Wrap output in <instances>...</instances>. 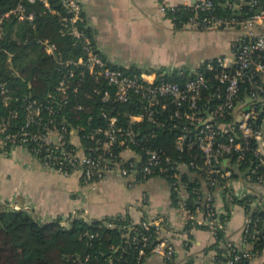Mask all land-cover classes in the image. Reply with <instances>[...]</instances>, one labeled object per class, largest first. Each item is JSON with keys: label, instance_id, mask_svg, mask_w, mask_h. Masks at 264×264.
<instances>
[{"label": "built area", "instance_id": "built-area-1", "mask_svg": "<svg viewBox=\"0 0 264 264\" xmlns=\"http://www.w3.org/2000/svg\"><path fill=\"white\" fill-rule=\"evenodd\" d=\"M25 1L28 4L20 3L7 12L0 11V49L8 20L14 18L19 23L36 25L37 14L30 10L29 4L34 5L37 0ZM39 1L51 14L61 16L60 34L71 38L80 54L65 60L56 44L39 40L46 55L59 64L58 84L44 100L17 99L26 123L14 132H10L6 121L0 123V155L22 148L41 168L63 175L78 174L88 186L110 175L127 180L130 186L144 183L152 175H174L180 184L173 185V191L179 197L178 209L186 216L187 225L204 227L211 233L214 244L218 243V231L226 227L222 221L225 213L216 206L215 188L221 179L230 178L238 171V165L249 153L264 163V0L234 5L235 10L245 5L255 11L244 19L201 20L197 14L189 27L205 31L238 29L242 36L231 56L206 61L192 71L179 70L180 82L167 81L169 71L140 70L130 75L111 65L89 36L81 0H61L64 15L52 8L49 0ZM157 1L164 14L173 8L165 0ZM200 2L197 9L213 8L212 0ZM0 95L9 106L12 98L6 84H0ZM94 99L102 104L103 123L94 124L90 116L87 126H75L70 113L87 112L88 104L82 100ZM132 102L135 108L127 114V126L120 125L119 113L112 106ZM164 131L176 135V150L183 155L191 154L190 160L182 157L176 160L156 146ZM184 169L208 175L205 185L200 183L204 188L195 190L203 191L204 201L203 208H197L194 213L188 207L190 196L183 197ZM245 175L249 181H264L263 177L255 178L259 175L257 168ZM247 196L245 192L234 195L239 199ZM250 224L248 220L244 235L250 232ZM161 226L153 219L128 227L125 245L138 251V264H144L147 249L150 257H160L166 264H179L175 247L162 237ZM140 228L146 232L155 228L157 242L151 245L153 236ZM232 253L233 259L228 264H242L255 256L247 251L238 253L236 249ZM216 255L215 252L211 264H219Z\"/></svg>", "mask_w": 264, "mask_h": 264}, {"label": "crops", "instance_id": "crops-1", "mask_svg": "<svg viewBox=\"0 0 264 264\" xmlns=\"http://www.w3.org/2000/svg\"><path fill=\"white\" fill-rule=\"evenodd\" d=\"M81 1L98 49L109 62L125 68L169 71L170 74L192 71L206 61L231 56L242 36L238 29L200 31L187 27L178 31L160 11L157 0ZM165 1L170 7H178L198 0ZM188 56L192 57L189 62ZM184 170L190 180L200 179L205 185L199 173ZM234 175L226 184L227 190L215 191L217 208L226 213V205L234 195L245 192L256 198L253 208L264 210V181H249L238 171ZM183 190V197L189 198L185 187ZM4 205L12 210L33 212L44 224L57 217L77 216L87 221L123 217L133 223L154 219L162 225V237L168 238L175 247L179 264H211L215 257L211 233L201 226L188 227L186 216L173 203L171 183L162 176L130 186L127 180L110 175L88 186L78 174L63 175L41 168L24 149L17 148L0 155V206ZM230 211L227 239L243 250H251L253 246L246 243L244 235L250 216L237 204H230ZM144 264L166 263L160 257L151 256ZM250 264H264V251Z\"/></svg>", "mask_w": 264, "mask_h": 264}, {"label": "trees", "instance_id": "trees-1", "mask_svg": "<svg viewBox=\"0 0 264 264\" xmlns=\"http://www.w3.org/2000/svg\"><path fill=\"white\" fill-rule=\"evenodd\" d=\"M52 8L57 9L62 15L64 10L61 7V0H49ZM213 8L208 11L197 9L196 6L201 4L198 0L195 4L186 6L181 5L167 10L166 16L169 18L178 31L189 27L197 14L202 19H224L232 18L244 19L255 14V11L245 5L242 9L235 10L234 5L240 4L237 0H212ZM20 3L28 4L25 0H0V11L7 12L15 8ZM30 5V10L37 14L36 25L19 23L16 19L11 18L5 25V37L0 49V84H6L11 92L9 106L4 104V99L0 95V123L6 121L10 132L18 130L26 123L24 111L21 110V103L17 99L35 98L44 100L52 93L58 84L59 64L52 57L44 52L39 40H49L56 44L63 54L64 59L78 57L80 51L75 49L71 38L63 37L60 34L61 16L51 14L44 6V3L37 0L36 4ZM85 16V15H84ZM205 31L204 28H199ZM89 36L93 38L91 29H88ZM95 43V40H94ZM96 44V43H95ZM101 53V52H100ZM101 56L108 60L103 53ZM11 59V62L9 60ZM111 63V62H110ZM116 69H123L126 74L134 75L141 69L137 67L125 68L114 65ZM163 73V71H161ZM167 81L180 82L179 72L175 71L165 77ZM88 111L78 114L70 113V118L75 126H87L88 117L93 116L94 124H102L100 117L102 104L98 100L88 102ZM134 103L118 104L112 107L119 113V124L127 126V114L134 110ZM18 113V118L16 113ZM148 126V125H146ZM176 135L169 131L160 133L156 146L163 148L169 155L176 160L182 157L184 160H190L191 154H182L175 148ZM256 147V144H252ZM10 148V147H9ZM195 155H199L197 152ZM259 175L264 178V163L260 157L249 153L246 160L238 165V172L247 174L251 169H256ZM162 176L173 185H179L180 182L174 175H152ZM204 180L208 175H200ZM248 176V175H246ZM230 178L221 179V183L215 188L226 187ZM200 179L193 182L188 175L181 178L182 185L186 188L190 200L189 210L194 213L197 208H203L204 193H199L196 189H203ZM255 182H258L255 179ZM227 190V189H225ZM255 197L239 200L232 198L230 204L243 206L250 216V232L245 235V241L251 244V250H243L227 239L226 229L218 231V243L212 245L211 250L217 253L216 263L228 264L234 256L232 251L251 252L255 257L261 255L264 251V210L262 208H253ZM173 203L179 206V197L173 191ZM230 204L226 205V213L222 215V221L226 224L231 215ZM145 221V220H144ZM67 224L68 226H66ZM107 224H114L116 227L111 228ZM133 224L130 219L123 217L106 218L101 221H87L79 216L77 218L64 219L57 217L50 223H42L33 212L26 210H12L8 207L0 206V264H138V251L130 245H125L128 234V227ZM191 225H188V227ZM142 232L144 231L140 228ZM155 228H152L148 235L153 236L151 245L157 240L154 234ZM258 232V235H255ZM231 244V248L229 247ZM150 249H147V256L143 263L150 257ZM252 260H245L242 264H250ZM113 262V263H111Z\"/></svg>", "mask_w": 264, "mask_h": 264}, {"label": "rangeland", "instance_id": "rangeland-1", "mask_svg": "<svg viewBox=\"0 0 264 264\" xmlns=\"http://www.w3.org/2000/svg\"><path fill=\"white\" fill-rule=\"evenodd\" d=\"M229 31H230V30H229ZM191 58H192L191 56H188L187 59H186L187 62H189V60H190ZM199 66H200V65H199ZM178 207H179V206H178ZM65 225L68 226L67 224H65Z\"/></svg>", "mask_w": 264, "mask_h": 264}, {"label": "water", "instance_id": "water-1", "mask_svg": "<svg viewBox=\"0 0 264 264\" xmlns=\"http://www.w3.org/2000/svg\"><path fill=\"white\" fill-rule=\"evenodd\" d=\"M196 2H194L193 4H195ZM257 14H260V11L257 12Z\"/></svg>", "mask_w": 264, "mask_h": 264}]
</instances>
